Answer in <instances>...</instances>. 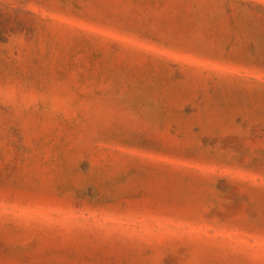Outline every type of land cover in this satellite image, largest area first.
<instances>
[{
  "label": "rangeland",
  "instance_id": "1",
  "mask_svg": "<svg viewBox=\"0 0 264 264\" xmlns=\"http://www.w3.org/2000/svg\"><path fill=\"white\" fill-rule=\"evenodd\" d=\"M0 264H264V0H0Z\"/></svg>",
  "mask_w": 264,
  "mask_h": 264
}]
</instances>
